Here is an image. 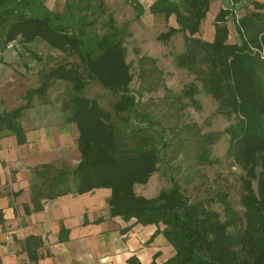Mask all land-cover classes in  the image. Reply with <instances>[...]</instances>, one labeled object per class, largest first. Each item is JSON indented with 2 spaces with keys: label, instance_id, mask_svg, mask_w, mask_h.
<instances>
[{
  "label": "trees",
  "instance_id": "trees-1",
  "mask_svg": "<svg viewBox=\"0 0 264 264\" xmlns=\"http://www.w3.org/2000/svg\"><path fill=\"white\" fill-rule=\"evenodd\" d=\"M130 1L136 15L143 14L139 3ZM240 1L232 0L236 8ZM209 4L210 0H153L149 11L166 21L174 17L176 26L168 25L158 39L166 42L177 32L183 34L184 51L176 57V64L196 76L215 100L217 113L230 120L224 128V159L239 169L236 202L232 183L221 186L218 182L206 199L192 198L174 175L169 177V186L154 197L135 192V185L147 183L158 170L164 137L154 130L149 132L157 122L138 110L123 44L128 33L112 14L105 33L90 36L85 14L67 28L55 23L61 14L47 8L44 0H0V51L15 40L41 39L67 57L78 58L77 64L59 63L44 71L38 86L26 92L27 103L35 94L45 100L54 79L68 81L69 95L62 108L68 110L67 120L78 131L80 161L70 170L43 174L36 196L54 198L70 192L68 178L79 194L108 188L110 216L153 227L148 242L158 233L168 242L171 255L158 263L154 254L149 264H264V1H252L258 10L239 16L234 24L239 41L233 43L228 41L226 23L235 17L236 8L227 1L214 17L213 38L196 36ZM255 48L263 50V57ZM87 79L117 96L111 109L84 93ZM196 87L193 82L183 90L194 104ZM27 103L0 112V131L23 135L19 118ZM207 137L202 140L199 156L203 162L219 163L221 159L210 157L215 135ZM127 262L139 264L135 257Z\"/></svg>",
  "mask_w": 264,
  "mask_h": 264
},
{
  "label": "rangeland",
  "instance_id": "rangeland-1",
  "mask_svg": "<svg viewBox=\"0 0 264 264\" xmlns=\"http://www.w3.org/2000/svg\"><path fill=\"white\" fill-rule=\"evenodd\" d=\"M152 1L143 3L145 10L139 17L127 0H53L52 11L61 14V19L55 23L65 24L67 28L72 20L77 21L85 14L89 22L86 30L90 36L105 33L106 21L112 14L116 24L124 27L128 33L123 37V44L132 74L130 88L138 100V110L149 113L157 122L149 127V132L154 130L164 137L158 170L147 183L135 185V192L154 197L169 186V177L174 175L188 189L192 198L206 199L212 196L218 182H221V186L223 182L232 183V196L236 202L239 194L236 192L238 183L235 177L239 169L224 159L227 147L224 128L230 120L217 113L215 100L203 89L196 76L176 64V57L184 51L183 34L177 32L166 42L158 39L159 33L165 32L168 25L175 27L176 23L172 16L166 21L163 16L152 14L149 11ZM44 3L51 4L50 0H44ZM215 11L216 6H212L196 36L212 39V15ZM236 13H240L238 9ZM233 20L229 22L232 38L228 41L231 43L237 41ZM1 34L0 31V37ZM9 44L0 51V94L4 100L1 107L11 109L24 103L27 87L38 85L44 71L54 65L78 63L76 55L67 57L41 39L21 43L15 40ZM193 82L197 86L194 95L196 104L183 94V90ZM68 92V81L54 79L48 86L46 99L54 103L52 108L60 111V104L67 100ZM84 93L108 109L117 99L115 94L105 93L97 83L88 79ZM34 98L38 96L35 94ZM65 109L61 111L64 116H68V110ZM119 124L122 129L123 125ZM208 134L215 135L210 145V157L221 159L217 164L203 162L199 156L202 140L209 139ZM212 206L218 207L215 203Z\"/></svg>",
  "mask_w": 264,
  "mask_h": 264
},
{
  "label": "crops",
  "instance_id": "crops-1",
  "mask_svg": "<svg viewBox=\"0 0 264 264\" xmlns=\"http://www.w3.org/2000/svg\"><path fill=\"white\" fill-rule=\"evenodd\" d=\"M127 1L134 10L133 3ZM134 1L144 9L147 0ZM252 1L264 0H241L239 16L258 10ZM50 2L45 5L52 10L54 3ZM225 5V0H210L209 11L216 6L212 26ZM229 22L228 39L232 38ZM2 97L0 94V112L12 110L1 107ZM27 104L19 118L23 135L0 131V264H128L132 257L139 264H149L154 254L156 262L166 260L171 255L166 239L158 233L148 242L153 227L110 216L108 188L79 194L68 178L70 192L54 198L36 196L43 174L70 170L80 161L78 131L64 116L62 106L60 111L52 108L49 99L33 96Z\"/></svg>",
  "mask_w": 264,
  "mask_h": 264
},
{
  "label": "built area",
  "instance_id": "built-area-1",
  "mask_svg": "<svg viewBox=\"0 0 264 264\" xmlns=\"http://www.w3.org/2000/svg\"><path fill=\"white\" fill-rule=\"evenodd\" d=\"M226 1H227V3H228L231 7L236 8V7L234 6L232 0H226ZM236 9H237V8H236ZM236 9H234V13H235V17L233 18V19H234V20H233L234 24L238 23L237 21H238V18H239V14L236 13ZM236 34H237V32H236ZM237 35H238V34H237ZM10 45H11V44H9L8 47H9ZM255 50H256L257 53H259V55H260L261 57H263V50H262L261 48H255Z\"/></svg>",
  "mask_w": 264,
  "mask_h": 264
}]
</instances>
